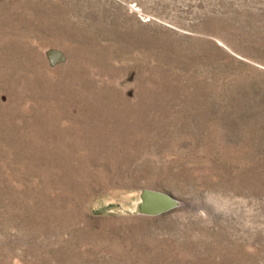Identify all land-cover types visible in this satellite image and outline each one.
<instances>
[{
    "label": "rangeland",
    "instance_id": "rangeland-1",
    "mask_svg": "<svg viewBox=\"0 0 264 264\" xmlns=\"http://www.w3.org/2000/svg\"><path fill=\"white\" fill-rule=\"evenodd\" d=\"M0 264H264V0H0Z\"/></svg>",
    "mask_w": 264,
    "mask_h": 264
},
{
    "label": "water",
    "instance_id": "water-1",
    "mask_svg": "<svg viewBox=\"0 0 264 264\" xmlns=\"http://www.w3.org/2000/svg\"><path fill=\"white\" fill-rule=\"evenodd\" d=\"M165 196V195H163ZM166 197V196H165ZM167 198V201H165L164 199H161V200H158L159 197H154L153 195L151 196V201H150V204L152 206V211L154 213H157L159 212L160 210H162L163 208H165V205L167 206H170L173 204V201L171 199H169L168 197Z\"/></svg>",
    "mask_w": 264,
    "mask_h": 264
},
{
    "label": "bare ground",
    "instance_id": "bare-ground-1",
    "mask_svg": "<svg viewBox=\"0 0 264 264\" xmlns=\"http://www.w3.org/2000/svg\"><path fill=\"white\" fill-rule=\"evenodd\" d=\"M154 197H159L158 200H161V199H164L165 201H167V198L165 196H163L162 194H159V193H154L153 194ZM149 199V198H148ZM152 212V210H151ZM150 214V213H149ZM153 215V214H152Z\"/></svg>",
    "mask_w": 264,
    "mask_h": 264
}]
</instances>
